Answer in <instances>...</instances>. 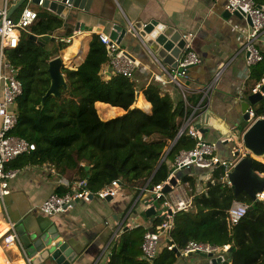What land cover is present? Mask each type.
I'll return each mask as SVG.
<instances>
[{"label":"trees","instance_id":"16d2710c","mask_svg":"<svg viewBox=\"0 0 264 264\" xmlns=\"http://www.w3.org/2000/svg\"><path fill=\"white\" fill-rule=\"evenodd\" d=\"M255 1L264 5V0ZM62 27L59 17L40 13L29 33L21 34L19 46L5 51L23 86L16 103L18 122L12 134L35 144V151L21 156L9 168L51 165L71 181L86 180L93 193L114 180H120L122 188L138 191L150 178L149 189L164 181L169 175L166 162H174L180 152L190 151L197 144L190 136L184 137L159 167L168 140L176 132L177 119L189 114L190 109L175 105L169 95L162 94L158 84L151 83L142 90L152 106L148 114L150 105L141 96L137 100L139 89L134 79L116 73L108 80L103 79L101 69L109 56L96 34L85 61L77 69H67L73 68L72 64L62 66L66 87L60 88V95H47L51 85L49 63L71 43L40 44L30 36H53ZM262 55V61L253 67L251 74L253 88L264 79V52ZM97 102L107 105H98L97 111ZM113 107L125 113L118 115L122 110ZM254 110L256 116H264V98ZM255 159L259 161L253 160V170L264 174V158ZM224 173V167L216 168L205 182L207 191L201 192L193 172L181 176V183L191 189L193 205L174 216L170 236L161 238V246L168 242L183 248L190 241L230 245L226 262L264 264V201L253 202L246 192H241L237 201L252 209L237 225L230 226L227 209L235 194L231 186L222 184ZM161 175L162 179L157 181ZM67 190L61 187L57 194ZM150 219L154 229L163 221L160 211ZM147 230L140 226L122 231L110 248L106 264H175L177 252L167 247L154 259L143 256L141 246Z\"/></svg>","mask_w":264,"mask_h":264},{"label":"crops","instance_id":"0c3cea01","mask_svg":"<svg viewBox=\"0 0 264 264\" xmlns=\"http://www.w3.org/2000/svg\"><path fill=\"white\" fill-rule=\"evenodd\" d=\"M19 1L0 0V8L6 7L15 21L19 20L25 8L37 9L40 13L59 17L48 9H39L32 4L18 6ZM226 5V0H90L88 11L71 9L69 16L62 20L63 27L53 35L55 43L68 39L71 45L55 58L61 57L65 68V64H72L73 68L67 69H77L87 57L94 32L101 31L109 35L115 25L127 27L140 22L148 24L156 21L173 27L182 34H191V48L201 60L198 65L188 70L186 85L195 90L189 95L191 104H197L201 100L197 89L210 84L224 68L210 102H204L207 109L198 112L199 120L194 126L199 128L206 142L217 145V142H221V145L228 146L229 148H224L218 156L224 160H232L240 149L241 137L246 130L243 127L241 105L252 95L254 84L251 76L247 74V65L242 53L249 23L244 18L228 14ZM262 7L264 8V5ZM29 30L21 31V34L29 33ZM139 44L132 38L130 42L125 41L121 47L141 63L133 79L139 89L137 100L140 96L143 97L150 105V114L152 106L145 99L142 90L151 83H156L153 75L159 73V68ZM259 47L264 50V34ZM112 73L110 63H105L101 69L102 78L108 80ZM156 84L160 86L162 94H167L173 99V85ZM98 105L107 104L97 102V111ZM256 106L252 108L255 109ZM124 113L122 110L118 115ZM231 137H234L235 141ZM228 155L231 157L226 159ZM167 162V170L170 173L173 162ZM191 169L198 177L197 189L199 192L205 190L209 174L201 168ZM20 170L16 178L9 182L10 194L4 198L3 204L0 203V264L27 263L26 258L17 256L1 240L9 223H16L22 214L45 220L47 226L62 239L70 240L78 249V257L72 264H106L110 248L118 241L122 231L140 226L146 229L152 227V219L146 216L152 187L144 190L145 185L139 191L121 187L120 194L110 201L93 198L87 203L81 200L64 213L48 217L40 210L44 200L51 194H57L61 187L69 189L75 181L60 175L51 165L27 166ZM160 179L162 175L156 180ZM182 184L179 179L180 188ZM184 185L189 187L188 184ZM43 263L54 264L50 261ZM175 264L213 263L209 258L193 254L178 257Z\"/></svg>","mask_w":264,"mask_h":264},{"label":"built area","instance_id":"2783aa9c","mask_svg":"<svg viewBox=\"0 0 264 264\" xmlns=\"http://www.w3.org/2000/svg\"><path fill=\"white\" fill-rule=\"evenodd\" d=\"M226 1L227 12L232 14L239 12L245 20H250L242 53L247 65V74L251 76L253 67L263 59L262 54L264 50L260 49L259 42L264 34V8L259 6L255 0ZM37 7L39 9L43 8V0L40 1ZM39 14L40 11L37 9L25 8L19 20L15 21L11 18L6 7L0 8V203L2 204L4 203V198L10 194L9 182L21 172L20 169L9 168V165L21 156L35 151V144L12 134L18 122L16 103L23 93V86L17 78L18 70L5 58V51L19 46L21 31H28L38 21ZM94 33L98 35L101 43L106 48L112 72L133 79L141 63L122 49L116 41L111 40L108 34L101 31H95ZM191 36V34H183V39L187 41ZM63 42L69 43L70 40H63ZM150 54V58L159 68V73L153 75L154 82L173 85L172 100L174 104H182L185 108L184 110L190 109L189 114L186 113L176 121V132L172 139L168 140L159 167L163 165L173 149L184 137L190 136L197 141V144L190 151L180 152L175 158L172 166L173 169L166 179L154 185L151 192H149L148 209L153 208L156 212L160 211L161 216L164 215L165 217L162 224L156 229L151 227L154 230L153 233H150L149 229L145 233L141 246L143 256L147 259H154L163 247H167L168 250H176L181 256L212 254L214 258H221V264H224L228 259L227 253L231 249L230 245L214 246L208 243L190 241L185 247L178 248L176 245H171L168 242L164 246H161L160 243L162 237L167 238L170 236L174 216L178 212L188 210L193 205V196H183L181 192L179 193V182L177 186L171 185L170 181L175 177L176 172L196 166L202 170H208L210 176L216 168L224 167L225 173L221 182L222 184L231 186L228 176L238 159L224 160L220 158L217 155L216 144L206 142L199 128L194 126L199 120L200 111L207 109L204 102L206 100L208 101L207 104L210 102L211 95L216 88L221 74H223L224 68L217 73L210 84L197 89L201 100L199 103L193 105L189 101V95L194 89L188 87L186 81L189 78V68L198 65L201 60L197 53L192 50L191 41L186 43L185 49L181 52L178 59H176V68L166 65L155 53L151 52ZM263 85L264 79L255 85L252 94L260 92ZM248 112L250 123L264 118V116H256L253 108H250ZM151 179H149L144 190L149 188L148 185ZM166 185L171 186L169 193H164ZM121 187L120 180H114L102 190L93 193L88 189L86 180H78L64 194H51L44 200L40 206V210L45 216L52 217L56 214L64 213L72 208L73 204L81 200L90 203L93 198L99 200L114 199L120 194ZM175 191H177V194L174 193ZM257 198L260 201H264V191L258 194ZM161 201L162 205L158 207L157 204ZM250 207L248 204L234 200L227 209L230 226L237 225L247 215ZM1 240L17 256L26 258V264H33V259L26 254V249L18 235L15 223H9V227ZM228 264L231 263L229 262Z\"/></svg>","mask_w":264,"mask_h":264},{"label":"water","instance_id":"95a60500","mask_svg":"<svg viewBox=\"0 0 264 264\" xmlns=\"http://www.w3.org/2000/svg\"><path fill=\"white\" fill-rule=\"evenodd\" d=\"M41 0H20L18 6L25 3L38 6ZM87 2V3H86ZM90 0H43V8L55 13L62 20L66 19L71 9L88 11ZM230 14V12H227ZM234 15L244 18L239 12ZM250 23V20L247 19ZM111 40L116 41L118 45H123L126 41L130 42L132 38L137 40L148 54L155 53L166 65L176 68L181 52L185 49L187 41L183 39V34L173 27H168L159 24L156 21L144 24L142 22L133 24L132 26L115 25L109 34ZM30 39L40 44H45L48 41L55 42V37L45 35L38 37L31 35ZM151 55V54H150ZM64 65L61 57L54 58L49 63V73L51 77V85L47 95H60V88L66 87L65 76L61 72ZM264 98V85L261 91L257 94L249 96L248 101L242 103L241 109L243 113V127L246 128L242 134L241 143L247 152L240 156L239 151L234 155L238 161L229 173L228 180L234 190L235 200L241 192H246L253 202H259L257 195L264 191V176L255 172L252 168L253 160L255 159L251 153L264 158V118L258 119L250 123V115L248 110L256 106ZM147 113V112H146ZM149 114V113H148ZM251 152V153H250ZM258 161V160H257ZM178 180L173 177L170 181L172 186H177ZM171 186L166 185L164 193H169ZM107 201L112 198H107ZM75 204H73L74 206ZM252 209V206L249 210ZM171 214V213H169ZM156 215L153 208L146 211L147 217ZM21 219L16 224L18 235L28 253L33 257V264H42L43 262H52L54 264H72L78 257V249L70 240L62 239L59 234L51 230L45 220L38 217L30 218L27 214H22ZM120 217V216H118ZM165 216L163 215L162 218ZM14 223V222H12ZM126 229V228H125ZM153 233V228L149 229ZM176 251V250H175ZM202 257L212 259L213 264H221V258L216 260L212 254H199ZM177 256L181 257L177 252ZM193 256V254H189ZM230 261L224 262L228 264Z\"/></svg>","mask_w":264,"mask_h":264},{"label":"rangeland","instance_id":"374dc122","mask_svg":"<svg viewBox=\"0 0 264 264\" xmlns=\"http://www.w3.org/2000/svg\"><path fill=\"white\" fill-rule=\"evenodd\" d=\"M5 58L8 60V57H7V53H5ZM258 105V104H257ZM218 143V145H217V155H221V152H223L224 150V148L227 150V148H229L228 146H223V145H221V142H220V144H219V142H217ZM240 147V149H239V154H240V156H243V155H245L246 154V150H245V148H244V146L242 145V143H241V145L239 146ZM242 148V149H241ZM229 151V150H228ZM230 152V151H229ZM229 152H228V154H229ZM231 156L230 155H228V156H226L225 158L226 159H229ZM232 159H237L235 156H233V158ZM167 164H168V162H166V164H165V167H167ZM190 173H192V169H183V170H180V171H178V172H176L175 173V177L179 180L180 178H181V176H185V175H188V174H190ZM182 186H183V189H182ZM182 186H181V188L179 187V189H178V191H179V193L180 192H185V194H183V196L185 195V196H191L190 195V193H191V189L187 186V185H184V184H182ZM206 191H207V189H205ZM209 192V191H208ZM175 194H177V191H175L174 192ZM160 204V203H159ZM159 204H157V206L158 207H160V205ZM26 254H27V256H31L30 255V253H28L27 251H26Z\"/></svg>","mask_w":264,"mask_h":264},{"label":"bare ground","instance_id":"6f19581e","mask_svg":"<svg viewBox=\"0 0 264 264\" xmlns=\"http://www.w3.org/2000/svg\"><path fill=\"white\" fill-rule=\"evenodd\" d=\"M231 139L233 140V141H235V138L234 137H231ZM247 152H249V151H246V153ZM251 153V152H250ZM251 155L254 157V158H261L260 156H258V155H255V154H253V153H251Z\"/></svg>","mask_w":264,"mask_h":264}]
</instances>
